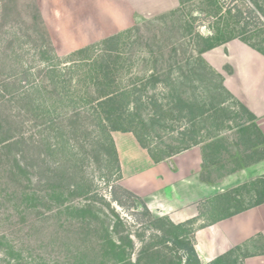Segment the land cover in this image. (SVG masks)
<instances>
[{
	"label": "rangeland",
	"instance_id": "1",
	"mask_svg": "<svg viewBox=\"0 0 264 264\" xmlns=\"http://www.w3.org/2000/svg\"><path fill=\"white\" fill-rule=\"evenodd\" d=\"M167 1L0 0V264H185L175 241L192 235L120 184L108 147L118 131L97 107L107 93L128 90L122 110L157 156L201 146L206 178L264 156L259 133L240 132L248 116L223 85L220 57L199 53L184 23L161 22ZM180 8L208 33L204 0ZM252 27L245 37L264 51ZM249 189L229 195L228 212L239 198L251 204Z\"/></svg>",
	"mask_w": 264,
	"mask_h": 264
},
{
	"label": "crops",
	"instance_id": "2",
	"mask_svg": "<svg viewBox=\"0 0 264 264\" xmlns=\"http://www.w3.org/2000/svg\"><path fill=\"white\" fill-rule=\"evenodd\" d=\"M157 1L161 0H151L154 8L159 6ZM168 1L171 3L164 9L167 11L180 4L179 0ZM160 12L162 8L157 13ZM213 53L220 57L217 69L223 76L224 87L253 114L264 142V57L237 40L205 54ZM112 138L121 186L137 196L150 213L167 216L173 224L195 218L202 223L206 201L243 185L250 188L249 195H243L244 200L254 202L264 191V156L209 179L205 177L209 158L201 146L155 163L133 134L113 132ZM258 179L263 180L260 186L251 185ZM237 202L243 203L240 198ZM193 245L201 264H211L221 257L234 264H264V202L197 228Z\"/></svg>",
	"mask_w": 264,
	"mask_h": 264
},
{
	"label": "trees",
	"instance_id": "3",
	"mask_svg": "<svg viewBox=\"0 0 264 264\" xmlns=\"http://www.w3.org/2000/svg\"><path fill=\"white\" fill-rule=\"evenodd\" d=\"M186 1L188 0H179L180 5L173 9L170 10L168 13H165L162 15L161 22L164 24L163 21H166L168 18L169 20L174 19L176 23H184L188 27V30L186 32H189V35L199 37L200 41L203 43V47L199 49V53L214 49L216 47H219L223 44H226L229 41L232 40H241L243 43L246 45L250 46L251 48L259 51L264 55V51L260 50L257 48V46L252 45L249 40L245 37L249 32H252L251 29H249L251 26L254 29L253 36L255 35H264V0H232V5L227 4V0H204L205 1V9L199 10V14L207 16L212 22L211 25H209V30L208 33L204 36H201L198 32L193 31V24L194 22L198 19L197 15L189 14L186 17H184L182 13V8H180L181 5L186 4ZM236 2V3H235ZM237 2H241L246 9H243L240 5H237ZM168 17V18H166ZM187 19V21H185ZM185 21V22H184ZM254 24V25H253ZM164 27V26H163ZM250 30V31H249ZM257 48V49H256ZM85 53L86 50H80L77 53ZM94 71L96 69H93ZM103 70L105 72V77H104V86L109 87L110 85L106 82V78L108 77L109 70L108 68H103L99 69ZM93 71V72H94ZM108 82V81H107ZM128 93V90L121 89L118 92L114 93L113 91L110 93L106 94L105 99L99 101L97 103V107L101 109L105 117L100 116L102 121H106L110 125H113L114 128H112L113 131H118V132H123V133H131L137 140L138 144L145 150H147L149 156L155 163H159L165 158H168L174 154L181 153L182 151H185L187 149L178 151L176 153H166L164 154L163 157L157 156L155 153V150L152 149L149 144L147 143L145 137H144V127L141 123L137 122L134 120V117H131L132 114L125 115L124 111L122 110L123 107L128 103L126 100V95ZM241 105V104H240ZM241 107L246 111L248 119L244 122H242L239 125L240 132L243 133L244 135L249 134V132L253 133L252 130H256L258 135L261 137L260 132L258 131L254 121L255 117L253 114H251L243 105ZM98 109V110H99ZM217 110V108H213V111ZM100 115V114H99ZM128 123L129 125H125ZM141 127V129H140ZM260 141V142H259ZM256 143V146H260L264 144V142L259 140ZM108 144H109V149H110V154L112 155V158L115 162L116 168L120 173V165H119V159L116 151V147L113 141L112 136L108 137ZM205 162H206V157ZM262 179L255 180L251 183V185H258L262 183ZM248 186V185H247ZM247 186H241L238 189H235L231 192H226L224 194L215 196L210 199L208 202V209L207 211L204 209L203 212H201V217H206V214L209 212V217L214 216L217 214H222L219 217H214L213 220H211L208 224L223 220L225 218L231 217L237 212L243 211L246 208H250L256 205H259L264 202V191L262 192V195L260 197H257L254 202L247 206L242 207V202H236L233 205V208L235 211L233 212H228L229 209V201H230V194L233 193H238L241 189L247 187ZM123 189V188H122ZM125 192L129 193L133 197L137 198L143 209L147 212L149 210L145 206V204L133 193L129 192L126 189H123ZM238 191V192H237ZM237 194L236 196H238ZM205 202V203H206ZM208 217V216H207ZM167 220L169 223L177 228L181 229L187 234L192 235V241H187V242H180V241H175V244H177L181 249L184 250L185 252V264H201L197 254L194 249L193 245V234L195 232V229H193V225L197 223L198 218L191 219L187 222L181 223V224H173L167 217ZM202 227V226H199ZM198 227V228H199ZM211 264H234L232 261L227 260L224 257H221L215 261H213Z\"/></svg>",
	"mask_w": 264,
	"mask_h": 264
}]
</instances>
